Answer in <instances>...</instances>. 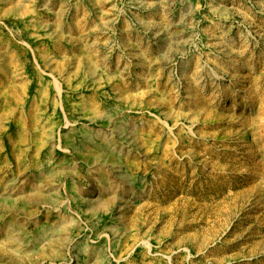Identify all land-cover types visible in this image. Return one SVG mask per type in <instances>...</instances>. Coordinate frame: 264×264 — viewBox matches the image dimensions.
<instances>
[{"label":"rangeland","instance_id":"1","mask_svg":"<svg viewBox=\"0 0 264 264\" xmlns=\"http://www.w3.org/2000/svg\"><path fill=\"white\" fill-rule=\"evenodd\" d=\"M0 231V264H264V0H0Z\"/></svg>","mask_w":264,"mask_h":264},{"label":"bare ground","instance_id":"2","mask_svg":"<svg viewBox=\"0 0 264 264\" xmlns=\"http://www.w3.org/2000/svg\"><path fill=\"white\" fill-rule=\"evenodd\" d=\"M110 122H112L113 124H117L118 123V121H117V119L116 118H114L113 116H112V118L110 119ZM68 145H70V144H68ZM73 145V144H72ZM84 147L83 148H85V147H89V146H92L93 147V149L92 150H97V147H96V145L97 144H82ZM99 145V144H98ZM124 149H125V146H124V144H114L113 145V147H112V149L109 151L110 153H113L114 155H116L117 153H121V152H123L124 151ZM103 154V153H102ZM108 157H109V154H104V156H103V159L104 160H108ZM102 159V160H103ZM103 162L102 161H100V163H99V165L100 166H102L103 164H102ZM117 163L118 164H120V163H122L121 162V158L119 157V154L117 155ZM95 166V165H94ZM44 168V170L46 171V172H48V173H52L55 169H56V166H55V161H54V156L52 155L51 157H50V159H49V162H48V165L46 166V167H43ZM106 175V174H105ZM108 180V179H107ZM118 183V182H117ZM113 184H115V183H113ZM113 184L111 183V182H107L106 183V185H107V187L108 188H110V189H112V188H114V186H113ZM42 186H43V184L42 185H40V186H38L37 187V189L38 190H41V188H42ZM106 187V186H99L98 187V190L99 191H103L104 190V188ZM110 191V190H109ZM98 194H100V192L98 193ZM114 194V193H113ZM112 195V194H111ZM100 196V195H99ZM113 196H116V195H113ZM101 197V196H100ZM99 197V198H100ZM1 198H3V197H1ZM77 198H78V202H82L83 201V199H84V197L81 195V194H77ZM114 198V197H113ZM6 199H9V201H12V198H11V194L6 198ZM109 199V198H108ZM114 199H116V198H114ZM5 200V199H4ZM98 202V201H97ZM84 203V205L86 204V202H83ZM96 203V202H95ZM95 203H92L91 202V204H88V205H85V206H87V207H91L92 208V210H94L95 209V206H97V205H101V204H103V202H98L97 204H95ZM105 205V204H104ZM80 206H83L82 204L80 205ZM14 210H17V209H12L11 211H14ZM89 210H90V208H89ZM88 210V211H89ZM91 211V210H90ZM6 213V212H5ZM9 215V214H8ZM5 216V219H6V226H5V234L3 235V237H7V241L9 242V246L11 245L12 247H14V246H17V245H21L20 243V239H25V229L21 226V224H11V222H10V218H9V216ZM10 216H12V215H10ZM60 216V215H59ZM63 216V215H62ZM70 218V217H69ZM7 219H8V221H7ZM69 220V219H68ZM73 220V219H72ZM64 221H65V217H63V223H64ZM71 221V220H70ZM69 222V221H68ZM74 223V222H73ZM78 225H79V222H78ZM51 226H54V224H52ZM49 224L48 225H41L40 223H38L37 224V227H36V231H37V237H43V238H45L46 240L48 239V240H50V239H52L55 235H59V233L60 232H58V230H56V229H54L53 230V227H51ZM63 226H65V225H63ZM63 228V227H62ZM51 230V231H50ZM1 232V231H0ZM44 239V240H45ZM79 241H81V240H79ZM71 243V242H70ZM87 243V242H86ZM81 246V245H80ZM73 247V246H72ZM18 250V249H17ZM53 252H55V251H52V253ZM60 255V252H56V254L54 253V256L56 257V256H59ZM79 259H78V263H79Z\"/></svg>","mask_w":264,"mask_h":264}]
</instances>
